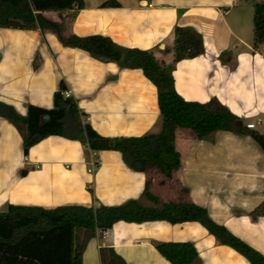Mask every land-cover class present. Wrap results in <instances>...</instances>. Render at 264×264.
Returning a JSON list of instances; mask_svg holds the SVG:
<instances>
[{"label": "crops", "instance_id": "obj_1", "mask_svg": "<svg viewBox=\"0 0 264 264\" xmlns=\"http://www.w3.org/2000/svg\"><path fill=\"white\" fill-rule=\"evenodd\" d=\"M104 1L83 0L81 9L42 15L58 24L64 37L105 36L124 48L153 49L167 64L173 56L164 50L172 48L174 27L195 29L204 53L173 64L174 88L188 101L216 98L237 117L236 128L202 140L178 128L175 148L181 166L166 178L155 170L128 168L118 151L92 152L81 140L56 135L24 155L23 128L0 114V211L8 204L115 206L139 198L147 183L162 201L188 200L205 208L212 221L264 256V215L252 213L264 201V151L251 136L264 132V54L253 45L252 4L116 0L119 6L102 7ZM223 51L231 52L225 63L219 58ZM61 82L82 121L100 135L141 136L160 130L157 89L141 69L97 60L63 45L50 30L0 27V104L19 115L30 104L51 109ZM249 123L253 129L246 127ZM159 242H191L198 253L195 264H250L201 222L164 220L117 221L97 231L86 242L80 264H101V247L113 248L125 264H170L156 250Z\"/></svg>", "mask_w": 264, "mask_h": 264}, {"label": "trees", "instance_id": "obj_2", "mask_svg": "<svg viewBox=\"0 0 264 264\" xmlns=\"http://www.w3.org/2000/svg\"><path fill=\"white\" fill-rule=\"evenodd\" d=\"M102 7L119 6L116 0H105ZM83 7V0H0V27L21 30H50L60 42L86 51L100 61H111L121 67L139 68L157 89V102L161 127L157 133L141 136H103L87 122L72 97H64L66 89L60 83L53 95V107L45 109L28 105L26 114H17L10 106L0 104L8 111L3 114L17 127L23 128V154L31 146L51 135L70 140H81L92 152L118 151L124 164L134 170H155L170 178L181 166L175 148L176 130L192 131L196 140L209 137L219 130L236 128L237 117L219 100L211 98L200 103L181 97L174 88L173 64L204 53L202 36L191 27L175 26L173 44L164 52L172 53V63L167 64L155 55L153 49L124 48L105 36L61 35V27L46 19V11L66 12ZM253 45L264 42V0L253 2ZM231 52H221L225 63ZM48 116L45 120L44 116ZM252 138L264 151V132L253 131ZM22 170L21 174H25ZM187 192V189L184 188ZM254 215H264V201L255 208ZM164 220L170 223L199 221L222 244L228 245L250 264H264V256L232 234L225 226L212 221L205 208L190 201L165 202L153 195L146 183L137 199L120 205L63 204L55 207L8 204L0 211V264H80L88 239L97 231L110 228L117 221L141 223ZM156 250L170 264H195L198 253L191 242H159ZM101 264H125L113 248L101 247Z\"/></svg>", "mask_w": 264, "mask_h": 264}, {"label": "built area", "instance_id": "obj_3", "mask_svg": "<svg viewBox=\"0 0 264 264\" xmlns=\"http://www.w3.org/2000/svg\"><path fill=\"white\" fill-rule=\"evenodd\" d=\"M258 49H259V51L261 53L264 54V42L259 45ZM62 94L64 95V97H71V93L68 90H64ZM246 127L250 128V129H253L254 128V124H252V123L246 124ZM95 164H96V162L93 161L92 165H95ZM88 171H91V169H88Z\"/></svg>", "mask_w": 264, "mask_h": 264}, {"label": "rangeland", "instance_id": "obj_4", "mask_svg": "<svg viewBox=\"0 0 264 264\" xmlns=\"http://www.w3.org/2000/svg\"><path fill=\"white\" fill-rule=\"evenodd\" d=\"M253 1H256V2H260V1H263V0H240V4H252V2ZM175 179V178H174ZM174 184H175V180H173L172 182H171V184L169 183V187H174Z\"/></svg>", "mask_w": 264, "mask_h": 264}, {"label": "water", "instance_id": "obj_5", "mask_svg": "<svg viewBox=\"0 0 264 264\" xmlns=\"http://www.w3.org/2000/svg\"><path fill=\"white\" fill-rule=\"evenodd\" d=\"M44 119H45V120H47V119H48V116H47V115H46V116H44Z\"/></svg>", "mask_w": 264, "mask_h": 264}]
</instances>
